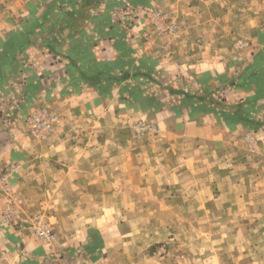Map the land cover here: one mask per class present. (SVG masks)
<instances>
[{
    "label": "crops",
    "instance_id": "0c3cea01",
    "mask_svg": "<svg viewBox=\"0 0 264 264\" xmlns=\"http://www.w3.org/2000/svg\"><path fill=\"white\" fill-rule=\"evenodd\" d=\"M37 105L58 121L44 143ZM8 163L20 215L45 209L54 240L5 222L0 195V264H148L126 218L166 186L219 201L223 235L248 237L236 258L263 264L264 0H0Z\"/></svg>",
    "mask_w": 264,
    "mask_h": 264
},
{
    "label": "rangeland",
    "instance_id": "374dc122",
    "mask_svg": "<svg viewBox=\"0 0 264 264\" xmlns=\"http://www.w3.org/2000/svg\"><path fill=\"white\" fill-rule=\"evenodd\" d=\"M36 109L42 110L43 107L37 105L32 111ZM57 123L58 121L53 122L50 130L44 135L32 137L37 143L46 142ZM138 126L131 129L134 132L132 133L134 141H138L139 134L146 130L145 128L139 131ZM12 177L9 178L11 189L0 195L7 198L9 204L4 209L15 205L14 208L20 211L21 200L14 190ZM191 190L193 189L185 188L184 191L166 186L149 201L136 204L137 208L131 211L132 217L126 218V224L133 231V243L145 248L141 252V257H145L148 264H247L246 260L249 257L245 256L246 252L243 250L242 259L236 258L238 253H241L236 252V246L242 248L247 244L248 237L223 235L222 231L228 227L229 220L221 218L219 201L212 199L209 202L201 189L195 193ZM13 197H16L15 204L10 202ZM45 211L41 208L33 214L38 212L47 214ZM29 215L32 214L22 217ZM116 221L118 226L124 227V219ZM234 223L235 221H232V226ZM253 238L256 236H250L248 241ZM263 255L264 253L260 257L263 258ZM262 262L264 264V260Z\"/></svg>",
    "mask_w": 264,
    "mask_h": 264
},
{
    "label": "built area",
    "instance_id": "2783aa9c",
    "mask_svg": "<svg viewBox=\"0 0 264 264\" xmlns=\"http://www.w3.org/2000/svg\"><path fill=\"white\" fill-rule=\"evenodd\" d=\"M194 1V0H187ZM156 28L159 33L170 34L172 36L177 34L175 21L168 18L164 13L154 12ZM56 121V116L47 112L44 108L42 110L36 109L26 117V124L28 132L33 137H40L50 130L52 123ZM143 125L138 126V130H144ZM20 171V166L15 163H8L0 170V193H7L11 188L9 186V178ZM16 197L11 198V204H15ZM14 205L4 209L2 218L9 224L15 226L17 229L25 231L30 237L44 241L51 242L54 236L51 230L50 218L43 212H38L27 217H22L19 210H16Z\"/></svg>",
    "mask_w": 264,
    "mask_h": 264
}]
</instances>
